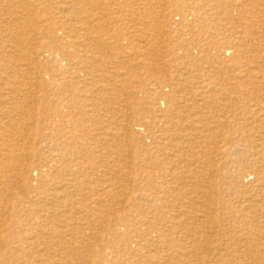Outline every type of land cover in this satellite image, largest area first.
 <instances>
[{"label": "bare ground", "instance_id": "bare-ground-1", "mask_svg": "<svg viewBox=\"0 0 264 264\" xmlns=\"http://www.w3.org/2000/svg\"><path fill=\"white\" fill-rule=\"evenodd\" d=\"M0 251L264 264V0H0Z\"/></svg>", "mask_w": 264, "mask_h": 264}, {"label": "rangeland", "instance_id": "rangeland-1", "mask_svg": "<svg viewBox=\"0 0 264 264\" xmlns=\"http://www.w3.org/2000/svg\"><path fill=\"white\" fill-rule=\"evenodd\" d=\"M240 70H242V67L240 68ZM191 74L196 75V78H197V76H198V73H196L195 71H192ZM233 74H234V75H238L239 73H237V72H233ZM198 79H199V78H198ZM230 82H232V81H230ZM132 85L134 86V85H136V83H135V82H132ZM132 85H131V86H132ZM137 85H138V84H137ZM143 106L146 107L145 104H144ZM132 110H133V109H132ZM132 110H131V112H132ZM132 114H134L135 116H138V117H142V116L144 115V113H142V114L139 115L137 112L135 113V111L132 112ZM146 142H149V139H147ZM2 257H3V255H2V252L0 251V259H2Z\"/></svg>", "mask_w": 264, "mask_h": 264}]
</instances>
